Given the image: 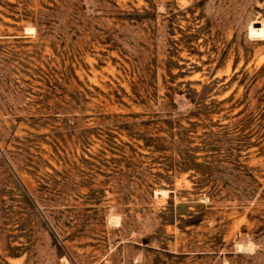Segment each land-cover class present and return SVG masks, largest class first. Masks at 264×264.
<instances>
[{
	"label": "rangeland",
	"instance_id": "1",
	"mask_svg": "<svg viewBox=\"0 0 264 264\" xmlns=\"http://www.w3.org/2000/svg\"><path fill=\"white\" fill-rule=\"evenodd\" d=\"M0 264H264V0H0Z\"/></svg>",
	"mask_w": 264,
	"mask_h": 264
}]
</instances>
